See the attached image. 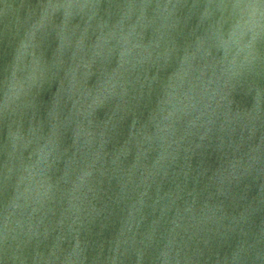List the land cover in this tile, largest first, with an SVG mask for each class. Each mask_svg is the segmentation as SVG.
I'll return each mask as SVG.
<instances>
[{"label":"water","instance_id":"water-1","mask_svg":"<svg viewBox=\"0 0 264 264\" xmlns=\"http://www.w3.org/2000/svg\"><path fill=\"white\" fill-rule=\"evenodd\" d=\"M0 264H264V0H0Z\"/></svg>","mask_w":264,"mask_h":264}]
</instances>
